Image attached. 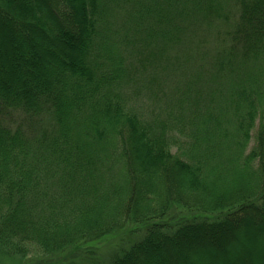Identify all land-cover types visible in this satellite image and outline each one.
Instances as JSON below:
<instances>
[{
  "label": "trees",
  "instance_id": "trees-1",
  "mask_svg": "<svg viewBox=\"0 0 264 264\" xmlns=\"http://www.w3.org/2000/svg\"><path fill=\"white\" fill-rule=\"evenodd\" d=\"M116 1L0 0V255L132 226L110 264H244L172 259L230 234L264 263V0H150L113 33ZM170 76L184 84L159 96ZM138 82L152 120L127 98ZM173 206L219 215L170 226Z\"/></svg>",
  "mask_w": 264,
  "mask_h": 264
},
{
  "label": "rangeland",
  "instance_id": "rangeland-1",
  "mask_svg": "<svg viewBox=\"0 0 264 264\" xmlns=\"http://www.w3.org/2000/svg\"><path fill=\"white\" fill-rule=\"evenodd\" d=\"M149 1L150 0H117L116 3L113 2V4L109 6L111 7V10L107 15V21L111 24V28L113 29V31H110L113 33H120V31L122 32L123 29L127 27L129 28V26L131 25L130 23L135 17L134 15H132V13L135 10L140 9V6H142L141 2L143 4H149ZM205 37L208 42H212L214 39V32L206 30L204 32V38ZM192 72L193 71H191L190 73ZM177 77L178 76H170L166 78L165 84L162 85L165 87L161 91H159V96H161L163 92H165L169 96H172L174 92L172 91V89H169L170 86L176 89L181 88L176 87V84L184 83ZM136 81L144 82V80H142L140 77H138ZM140 82L134 85V88L139 91L138 95L133 96L132 92L130 91L131 95L128 94L127 98L135 110L143 112V115H145L146 118L152 120V118H154L155 115L160 112L161 103H158L153 98L145 95V90ZM131 96L133 100L130 101ZM170 214L171 219L180 218V220H183L192 219L194 217H205L210 221L216 220L219 215L218 211L214 212V214H204L199 211L185 209L181 206H173L172 213ZM177 221L178 220L174 219L170 223L166 224L172 226L175 225ZM131 229L132 226H130L124 232L107 236L96 242L83 244L74 248L67 249L53 256L41 255L36 251H31L26 259L21 261H13L6 256L0 255V264H110L116 255H122L124 251H127V249H129L142 237V234H137L134 236L130 235L129 230ZM235 236L236 235L232 234L228 236L218 235L216 240H212L209 238L198 239L193 237L190 239H183L185 243L181 241L180 244L179 242V245L176 247L175 251L173 250L172 259H174V261L176 262L179 260H186L188 259V257H191L192 252H196L201 254H208L212 259L220 260L225 258V255H228L226 252H236L238 254H241L242 256L238 254L233 255H237L236 257L239 258L240 261H242L244 264H264L263 262L261 263L254 259L252 254L243 252L241 250V247L236 246V241L238 239H236Z\"/></svg>",
  "mask_w": 264,
  "mask_h": 264
}]
</instances>
